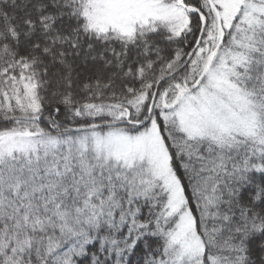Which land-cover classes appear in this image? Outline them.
<instances>
[{"label":"snow or ice","instance_id":"obj_1","mask_svg":"<svg viewBox=\"0 0 264 264\" xmlns=\"http://www.w3.org/2000/svg\"><path fill=\"white\" fill-rule=\"evenodd\" d=\"M0 264H264V0H0Z\"/></svg>","mask_w":264,"mask_h":264}]
</instances>
